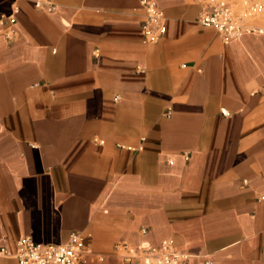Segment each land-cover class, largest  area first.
<instances>
[{"label":"crops","instance_id":"1","mask_svg":"<svg viewBox=\"0 0 264 264\" xmlns=\"http://www.w3.org/2000/svg\"><path fill=\"white\" fill-rule=\"evenodd\" d=\"M202 1L0 0V264L72 233L86 264H264V0L228 43Z\"/></svg>","mask_w":264,"mask_h":264},{"label":"built area","instance_id":"2","mask_svg":"<svg viewBox=\"0 0 264 264\" xmlns=\"http://www.w3.org/2000/svg\"><path fill=\"white\" fill-rule=\"evenodd\" d=\"M240 3L242 8L238 0H203L198 21L205 27H213L224 43L238 40L244 33L250 32L245 20L256 16L262 9L259 0H241ZM142 4L147 12L142 35L148 44H154L165 33V19L153 3ZM115 248L121 253L124 262L132 264H187L189 259L170 240L149 249H141L122 241ZM89 255L90 250L77 233H72L68 242L62 245L36 244L30 238H20L15 252L19 264H86Z\"/></svg>","mask_w":264,"mask_h":264},{"label":"rangeland","instance_id":"3","mask_svg":"<svg viewBox=\"0 0 264 264\" xmlns=\"http://www.w3.org/2000/svg\"><path fill=\"white\" fill-rule=\"evenodd\" d=\"M259 17H260V16H259ZM259 17L257 16V18H256L255 20H259V19L261 18V17H260V18H259Z\"/></svg>","mask_w":264,"mask_h":264}]
</instances>
